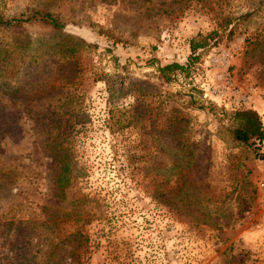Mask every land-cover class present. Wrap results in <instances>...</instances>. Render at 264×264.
I'll use <instances>...</instances> for the list:
<instances>
[{"label":"rangeland","instance_id":"obj_1","mask_svg":"<svg viewBox=\"0 0 264 264\" xmlns=\"http://www.w3.org/2000/svg\"><path fill=\"white\" fill-rule=\"evenodd\" d=\"M27 8L64 27L0 26V264H264V162L229 131L264 129V0H0Z\"/></svg>","mask_w":264,"mask_h":264},{"label":"trees","instance_id":"obj_2","mask_svg":"<svg viewBox=\"0 0 264 264\" xmlns=\"http://www.w3.org/2000/svg\"><path fill=\"white\" fill-rule=\"evenodd\" d=\"M228 23L229 21L226 24ZM26 24H40L56 32L61 31L64 27L59 19L55 18L49 11L44 9L27 8L21 14L12 17L0 15V26L18 27ZM203 45L204 43L194 44L191 42V51L194 53ZM90 46L95 47V45ZM185 71L186 69L178 63L167 64L157 68L159 78L164 82L172 81L178 72L181 73ZM107 89L109 91V98H111L112 101L114 93L112 90L113 88L110 84H107ZM5 116L3 108L0 107V125H2ZM231 117L233 125L229 131L233 141L238 145L251 149L256 158L264 162V154L261 152L262 149H264V129L260 117L251 110H237L232 113ZM22 251L26 254L24 249ZM70 258L73 259L70 264H75V262H77V264H82L80 261L75 260V256L72 254ZM30 263L31 261L29 259H25L20 264Z\"/></svg>","mask_w":264,"mask_h":264},{"label":"built area","instance_id":"obj_3","mask_svg":"<svg viewBox=\"0 0 264 264\" xmlns=\"http://www.w3.org/2000/svg\"><path fill=\"white\" fill-rule=\"evenodd\" d=\"M246 103H247V99L243 97V98H241V100L236 101L235 106L239 107L240 105H245ZM235 106L234 107L231 106V109L235 110L236 109ZM262 195H263V199H264V185L262 187Z\"/></svg>","mask_w":264,"mask_h":264}]
</instances>
